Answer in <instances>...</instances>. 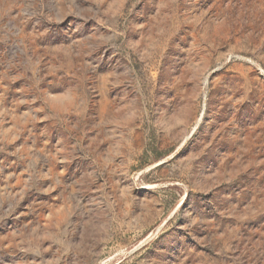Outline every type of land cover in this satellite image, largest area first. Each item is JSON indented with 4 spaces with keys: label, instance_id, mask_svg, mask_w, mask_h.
I'll use <instances>...</instances> for the list:
<instances>
[{
    "label": "rangeland",
    "instance_id": "1",
    "mask_svg": "<svg viewBox=\"0 0 264 264\" xmlns=\"http://www.w3.org/2000/svg\"><path fill=\"white\" fill-rule=\"evenodd\" d=\"M0 264H264V0H0Z\"/></svg>",
    "mask_w": 264,
    "mask_h": 264
}]
</instances>
